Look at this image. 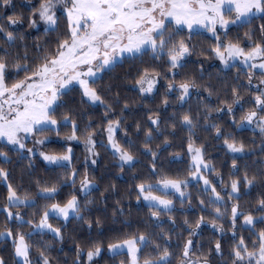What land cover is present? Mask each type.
Wrapping results in <instances>:
<instances>
[{"label":"snow or ice","instance_id":"6c2138e0","mask_svg":"<svg viewBox=\"0 0 264 264\" xmlns=\"http://www.w3.org/2000/svg\"><path fill=\"white\" fill-rule=\"evenodd\" d=\"M27 3L25 17L14 0H0V186L6 190L4 203L0 204V213L5 217L0 242L10 241L15 264H52V245L43 237L51 234L62 243L63 230L72 219L82 221L89 231L95 224L98 235H103L99 217L94 221L85 219L92 201L82 204L81 195L77 194L86 198L98 189L95 177L88 171L98 164V147L112 156L122 172L140 162L137 152L151 157L150 174L144 178L134 176L138 182L132 190L136 192L137 203L148 208L152 224H146L143 231L119 234L107 243L106 251L111 258L125 257L119 264H213V256L220 257L221 264H264V227L257 228L264 225V194L248 210L240 204L242 196L251 189L264 188V0H27ZM61 17L65 21L62 32ZM25 21L28 29H39L42 25L44 35L55 34L54 38L43 42L37 38L30 54L26 35L13 30ZM233 31L235 37L229 38ZM206 34L214 43L200 48L199 56L204 59L193 61L199 64L198 75L190 74L187 66L197 54L193 38ZM208 59L219 62L218 73L237 68L235 83L218 88L211 73L205 80L204 62ZM125 62L134 66V72L129 71L125 78L131 79L133 90L141 99L155 100L163 81L159 105L155 110L147 109L151 113L147 117L150 126L143 130L140 123L136 124L137 135L143 131L140 146L128 138L126 130L122 139L117 138L126 119L124 114L130 111L129 103L121 104L119 92L105 97V92L112 93V85L106 89L97 86L105 73ZM241 73L246 83L241 81ZM72 93H78L81 105L102 107L101 119L106 123L93 127L89 119L81 128L76 118L80 113L66 100ZM194 93L199 98L195 111L191 107L184 109ZM213 96L215 105L210 102ZM169 107L178 110L162 115ZM213 113L216 117L226 116L235 131L215 122ZM178 125L188 133L184 138L186 144H181L187 156V170L183 174L159 166L161 152L173 146L170 137L176 135ZM200 127L213 133V139L222 141L219 147L232 158L227 180L207 158V146L197 143L200 137L196 129ZM62 129L69 131L62 136ZM168 129L171 131L165 135ZM246 130L259 134L260 158L255 161L259 167L249 172L245 166L241 173L237 160L257 152L235 134ZM52 133L67 145L62 151L42 150L52 142ZM98 135L104 138L97 140ZM159 137L163 139L153 147ZM73 141H82L86 152L82 174L73 164ZM29 142L32 147H28ZM9 151L16 154L18 161H28L30 176L37 158L53 171L63 169L64 174L55 179L30 180L27 185L21 177V182L16 183L11 179L12 169L5 166L13 163ZM177 160L183 161L184 157L171 153L169 163ZM196 185H202L197 193L201 215L194 222L185 216L182 224L186 227L177 232L181 226L172 214L191 210L193 194L188 189ZM69 186L71 192L57 199ZM110 187L115 190L114 184ZM116 205L113 217L124 214L120 201ZM21 209H31L29 218ZM162 216H167L170 225L167 230ZM224 220L231 225L232 244L227 258L222 247L225 229L220 223ZM52 221L60 222V226H54ZM205 225L221 236L206 250L193 239ZM184 231L187 238L182 243L177 239L174 245L173 235L182 237ZM104 250L100 239L89 238L87 249L76 243L73 264H96V258ZM0 264H7L3 256Z\"/></svg>","mask_w":264,"mask_h":264},{"label":"trees","instance_id":"16d2710c","mask_svg":"<svg viewBox=\"0 0 264 264\" xmlns=\"http://www.w3.org/2000/svg\"><path fill=\"white\" fill-rule=\"evenodd\" d=\"M16 8L18 11H23L25 17L28 15V3L27 0H14ZM256 24L260 23V21H256ZM65 28V21L63 17L60 19V31L62 32ZM14 31L18 33H24L26 35V43L29 46L30 54L33 51L32 45L36 42L37 38H39L40 42H43L45 39L54 38L55 34H50L49 37H46L43 33V28L39 29H28L26 21L16 26ZM243 29L240 30L241 35L243 33ZM236 35L235 31L229 33V38H234ZM194 42L197 43L196 55H193V58H190V62L187 66L186 71L190 74H197V69L199 68L198 63H193V61L203 60L204 58L199 56V50L201 47H208L209 44L214 43L210 39V37L206 34L205 36H195L193 38ZM22 51V49H21ZM145 60L148 61V57H145ZM207 62H214V59H208ZM205 63V62H204ZM239 67V66H238ZM219 66L217 64H212L210 66L205 67V80L208 79V74L211 73L212 82L217 84V87H222L223 84L227 83L231 85L235 83L234 77L237 72V68H233L228 72H219L217 69ZM134 66L132 62H125L122 66H117L111 72H107L103 75V79L97 82V86L106 89L108 85H112V93L105 92L104 95L106 98L113 96L116 92H119L121 104L124 101H127L130 105V111L125 112V122L120 132L117 134L118 139H122L124 135V131L126 130L128 133V138L137 142V145L140 146L143 142V131L140 132L139 135L136 133V124L140 123L141 128L146 130L150 125L147 123V117L151 113L147 111L148 108H152L155 110L157 105H159L161 100V94L164 92L163 81L161 82L160 94H157L155 100L152 99H141L138 93L133 90L131 79H126L125 74L129 71L134 72ZM180 77H177L179 79ZM241 81L246 83V79L241 73ZM244 92V89H241ZM206 95V94H205ZM68 101V105L73 107L77 113V119L80 122L81 128L88 122L89 119L93 121V127H97L101 123H106V121H102L101 117L104 112L102 107L90 108L88 105H81L79 103V95L78 93H72L69 97H66ZM174 100V98H173ZM199 98L193 94L191 100L188 104L184 105V109L191 107L193 111H195ZM111 102V101H110ZM213 105L216 104V97L213 96L210 101ZM249 105L246 104V107ZM174 110L173 107H169L167 112L162 113V115H170ZM63 111V109H62ZM117 112H119V106H117ZM239 115V113H238ZM215 117V122L220 123L228 130L233 129L228 123V118L225 117H216V114L213 113ZM115 119V117H111ZM163 127V125H162ZM69 131V129H62L61 135L63 136L65 132ZM168 131L165 132V135L168 134ZM239 138H243L244 142L251 148L255 147L257 152L244 156L237 160V163L240 165L241 173L244 171L245 166H247L249 172L254 171L259 165L255 163L260 158V153L258 152L260 137L258 132L254 133L251 130H246L243 132L235 133ZM188 135L186 129H181L179 125L177 126L176 135L174 137H170L173 146L168 148L167 151L161 152L160 157V165L165 169H170L173 173L180 172L183 174L187 170V156L184 154L183 149L181 147L182 142L186 144V140L184 139ZM196 135L200 137L197 141L198 144L204 143L207 152V158L211 160L216 169L224 174L225 180L228 178V171L231 165L232 158L230 156H226L224 151L219 145L222 141H217L213 139V133L206 132L202 127L196 129ZM98 140L103 139L102 136H97ZM163 137H159L153 142V147L155 144H158ZM255 139V144H252V140ZM51 143L47 144L43 150L45 151H62L64 147L67 145L62 140H58L55 136V133L51 134ZM123 142V140H122ZM8 151V149H4ZM74 158L73 164L75 167L80 169L81 174L84 171V149L81 145H76L74 147ZM97 151L100 153V158L98 160V164L95 167H89V174L95 177L96 183L98 185V189L91 192L86 198L81 195V203L84 204L86 201H92L91 204L88 205L89 211L85 213V219L95 220V218L99 217L102 221L101 230L103 235H98V230L95 224L91 231L88 230L87 225L83 224L82 221H77L72 219L66 228H64V241L61 243L53 239L51 234H47L43 237L45 241L52 245V251L50 253L52 258V264H73L75 259V244L80 243L82 247L87 249L89 238L92 239H100L103 240L105 245V250L102 252V255L96 259V264H119L121 259H125L124 256L116 257L115 259L111 258V256L106 251V245L111 241L115 236L122 234L124 232H131L134 230H145V225H151L152 221L149 219V210L147 207L143 205V203L138 204L135 197L136 192L133 189V186L138 179H134L136 176L138 178L147 177L149 173V165L151 162L150 156H145L137 152V156L139 158V163L136 164L134 168L125 167L123 172L120 170L118 166H116V161L112 158V156L105 151V149L98 147ZM171 153H180L184 160H177L175 163H169L170 154ZM9 156L12 158L13 163L11 165H5L12 169V177L11 179L19 183L21 182V177H23V183L28 184L30 180H35L37 178H45V179H55L57 176L62 177L64 174L63 169H55L54 171L45 166V163L37 158L34 161V168L31 170L32 175L28 174L26 165L28 161L22 160L18 161L17 156L14 152L9 151ZM2 164V161H0ZM115 185V190L111 189V185ZM202 187V185L190 186L189 191L192 192V208L186 212H174L172 215L176 217L177 225H180V228H177L176 231H181L184 227L182 224L185 216L189 219L190 222H194L196 218L201 215L199 205L197 202V193L198 189ZM35 191V188L32 189ZM241 191L244 189L242 187ZM71 192V187H65L60 197L57 199H62L66 194ZM103 193V198L101 196ZM6 194V190L0 186V204L4 203L3 196ZM264 194V188L255 187L250 190L248 195L242 196L240 200L241 207L244 210H248L250 207H254L256 201ZM120 201L121 207L124 208V214H117L113 217L114 208L117 207L116 202ZM44 201H40V204H43ZM177 209L180 208L179 200L176 201ZM185 207L187 208V202L185 203ZM22 212H26V219L29 218L31 214V209L24 210L21 209ZM204 215L211 219L207 213ZM4 215L0 213V228L4 226ZM162 220L164 221L163 227L167 230L170 228V225L167 221V216H162ZM124 221H128V224H125ZM54 226H60V222L52 221ZM224 225L225 235L222 239V247L224 249V258H227L228 250L232 244L231 240V225L227 222V220L220 221ZM264 227V225H258L257 228ZM148 230H151L149 228ZM159 231V229H156ZM238 231H240L238 229ZM245 236L248 235L246 231L243 232ZM188 236L187 231L183 232L182 237H176L173 235V244L175 245L177 239L182 243L184 239ZM35 239L39 240V237ZM199 244L203 245L205 250L214 242L216 239H221L219 233L215 232L210 225H205L200 230V234L193 238ZM0 256H3L6 260L7 264H15V260L12 256V247L10 241L0 242ZM36 251L33 250V259H35ZM213 264H221V258L213 256L212 257Z\"/></svg>","mask_w":264,"mask_h":264},{"label":"rangeland","instance_id":"374dc122","mask_svg":"<svg viewBox=\"0 0 264 264\" xmlns=\"http://www.w3.org/2000/svg\"><path fill=\"white\" fill-rule=\"evenodd\" d=\"M18 26H19V25H18ZM39 28H43V26L41 25ZM192 58H193V56L191 57V59H192ZM212 64H217V65L219 66V62L216 61V60H215L214 62H212V63L205 61L204 66L207 67V66H210V65H212ZM219 67H220V66H219ZM253 83L255 84V83H257V81H254ZM96 138H97V137H96ZM97 140H98V138H97ZM76 145H81V146L83 147V149H84V145H83L82 141H81V142L73 141V142L71 143V146H72L73 150H74V147H75ZM28 147H32L31 142H29ZM42 150H43V149H42ZM73 152H74V151H73ZM85 156H86V152H85V149H84L83 163H84V160H85ZM84 259L86 260V257H84ZM96 259H97V258H96Z\"/></svg>","mask_w":264,"mask_h":264}]
</instances>
